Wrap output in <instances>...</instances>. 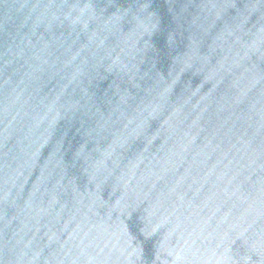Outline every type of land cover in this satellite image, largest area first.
Wrapping results in <instances>:
<instances>
[{
  "label": "water",
  "instance_id": "obj_1",
  "mask_svg": "<svg viewBox=\"0 0 264 264\" xmlns=\"http://www.w3.org/2000/svg\"><path fill=\"white\" fill-rule=\"evenodd\" d=\"M0 264H264V0H0Z\"/></svg>",
  "mask_w": 264,
  "mask_h": 264
}]
</instances>
